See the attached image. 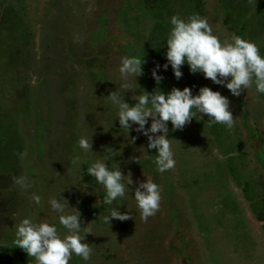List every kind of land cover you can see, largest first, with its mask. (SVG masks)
I'll list each match as a JSON object with an SVG mask.
<instances>
[{
  "label": "rangeland",
  "instance_id": "1",
  "mask_svg": "<svg viewBox=\"0 0 264 264\" xmlns=\"http://www.w3.org/2000/svg\"><path fill=\"white\" fill-rule=\"evenodd\" d=\"M147 1L153 8L144 0H10L15 25L0 23V252L12 240L13 224L24 216L55 223L63 232L47 203L63 196L81 213L82 235L88 223L85 240L92 250L87 261L73 255L68 264H264V221L252 206L259 199H251L255 195L247 190L253 183L246 185L249 177L260 184L264 170V93L250 87L232 96L218 85L234 110L237 133L221 126L216 137L206 124L198 128V115L182 130H172L168 122L175 165L164 173L143 156L132 160L141 145L146 147V137L130 130L137 139L129 144L105 98L119 85L124 55L145 61L136 78L137 94L188 86L186 64L178 80L170 66L158 70L159 85L151 75L156 64L165 63L162 46L173 14H199L221 36L237 35L236 28L245 24L243 37L264 47V0H199L201 7L194 0ZM203 78L197 74L199 85L212 86ZM130 97L131 92L124 94L134 103ZM252 127L260 138L246 136ZM80 136H92L94 152L81 153L75 145ZM105 147L120 148L113 162L122 174L131 173L129 187L144 175L158 184L153 215L141 219L128 192L112 206L129 218L104 219L103 188L82 179L88 162ZM77 153L83 161L79 169L69 163ZM20 176L30 187L14 183ZM260 188L264 191V183ZM32 193L41 197L39 205ZM94 206L102 210L92 215ZM9 264L34 262L28 255L24 261L12 256Z\"/></svg>",
  "mask_w": 264,
  "mask_h": 264
},
{
  "label": "clouds",
  "instance_id": "2",
  "mask_svg": "<svg viewBox=\"0 0 264 264\" xmlns=\"http://www.w3.org/2000/svg\"><path fill=\"white\" fill-rule=\"evenodd\" d=\"M168 24L170 27L162 46H166L165 63L156 64L151 70L157 85L163 78L158 74L160 68L167 70L170 66L178 80L182 76L181 67L186 64L190 73L202 74L213 84L226 88L232 96H240L250 87H254L257 93H264V55L260 54L255 42L236 34L221 36L213 31L206 18L195 13L186 17L173 14ZM144 63L140 56H121L119 85L109 91L105 98L114 108V119L118 121L119 130L127 133L129 144L137 139L135 135L129 136L130 130L146 137V147L141 145L138 148L140 155L133 156L132 160L138 161L143 156L145 160H150L156 172L164 173L175 165L168 122L172 130H182L199 114L207 117L209 126L223 124L231 129L234 115L228 96L207 85L200 86L195 93L189 86L182 89L173 86L166 93L157 87L151 92L140 89L137 94L136 78L143 74ZM128 92H131L130 99L134 103L124 98ZM91 137L80 136L75 141L81 153L94 152ZM152 149H155V154L150 153ZM120 153V148L105 147L103 155L88 162L86 173L103 188L102 204L107 206L106 221L129 218L128 212H122L120 206H112L113 201L118 197L124 198L128 192L136 203L141 219H145L159 207V186L150 176L144 175L143 180H137L134 187H129L134 184L131 173L122 174L120 164L113 162ZM82 162L80 153L73 155L69 161L76 169L80 168ZM14 183L21 188L30 187L23 176L15 177ZM31 199L40 204L41 197L36 193H32ZM47 203L56 213L64 231L58 230L55 223L24 216L13 224L9 246L23 250L34 264H68L73 255L87 261L92 251L85 240L88 223L83 226L85 234L82 235L83 221L79 209L70 207L63 196L60 200L49 197Z\"/></svg>",
  "mask_w": 264,
  "mask_h": 264
},
{
  "label": "trees",
  "instance_id": "3",
  "mask_svg": "<svg viewBox=\"0 0 264 264\" xmlns=\"http://www.w3.org/2000/svg\"><path fill=\"white\" fill-rule=\"evenodd\" d=\"M196 3V7H197V5H200V7H201V2H198L199 0H194ZM153 3L154 2H149V1H147V0H144V6H146L147 8H153ZM199 7V8H200ZM10 8V0H0V11H2L4 14L2 15V16H0V18H2L1 20H0V23H2V22H8V23H12L13 24V13H14V11L15 10H11V9H9ZM9 20V21H8ZM264 24V23H263ZM15 24H13L12 26H14ZM260 26V25H259ZM246 26H245V24L241 27V28H236V33H237V35H240V36H242L243 37V32H242V30L245 28ZM263 30H264V28H263ZM259 31H261V30H259ZM259 31L256 33V34H259ZM253 37H254V35H253ZM244 38V37H243ZM246 39V38H245ZM258 50H259V52H260V54L261 55H264V47H260V48H258ZM188 68V67H187ZM189 71V70H188ZM189 73V79H188V86L189 85H191L192 86V84H193V87H191V86H189V87H191L192 88V91H193V93H195V91L200 87V86H203V85H199L198 83L199 82H197V74H192V73H190V72H188ZM200 77H202L203 78V75L202 74H200ZM204 79V78H203ZM209 80V79H208ZM211 82V81H210ZM212 86H210V85H207V86H209V87H211L213 90H219V91H221V89L219 88V86L218 85H215V84H213L212 82L210 83ZM206 85V84H205ZM181 89L183 88V87H180ZM166 93V92H165ZM233 111V115H234V125H233V127H234V132H235V127H237L239 124H237V122H236V118H235V113H234V110H232ZM196 115H198V118H200V120L198 121V123H197V126H198V128L200 127V129L203 127V124H206V126L207 127H209V130H210V133H213L214 134V132H215V128H217V127H224V125L223 124H212L211 126H209V124L207 123V117L206 116H204V117H202V116H200L199 114H196ZM240 115H242V116H244V120H245V118H246V115H245V113L244 112H241V114ZM247 125H248V123L247 122H244L243 123V126L245 127V128H248L247 127ZM250 129V128H249ZM256 132V133H255ZM235 133H237V132H235ZM255 133V134H254ZM249 134H251L252 135V137H255L256 135H258V133H257V131L255 130V128L254 127H252V129H250V132L248 133V132H246V136L247 135H249ZM214 136H219L218 134H217V132H215V134H214ZM258 138H260V136L258 135ZM241 152V150H238V153H240ZM242 153V156L244 155V153L243 152H241ZM252 154L254 155V150L252 149ZM244 156H246V154L244 155ZM244 156H243V158H244ZM232 161H234L235 159L234 158H232L231 159ZM244 161V160H243ZM245 162V161H244ZM261 168V167H260ZM260 170H262V172H263V174H262V176H261V178L259 179V181H260V184H256V183H254V181H253V178L252 177H249L248 178V180H246V185H249V186H251V184H252V186H251V188L250 187H248V192H250L251 191V193H253L255 196L254 197H251V199H255V198H258L259 199V204H252V206L254 207V209L256 210V215L258 216V219H259V221H264V191L262 190V188H260V186H262V184L264 183V170H263V168H261ZM236 170H232V172H235ZM231 172V173H232ZM237 172V171H236ZM85 177H84V180L82 179V181L85 183V184H89V185H94V186H96V185H99V184H97L96 183V181H95V179L93 178V177H90L87 173H86V171H85ZM103 195H104V191H102L101 192V196L103 197ZM75 201H78L77 199L75 200ZM78 204L80 205L81 204V200L80 201H78ZM102 210V208L100 207V206H94V207H92L91 208V210H90V212L92 211V215H94V213H96V212H99V211H101ZM10 245V244H9ZM6 246V247H4L3 249H2V251L0 252V264H2V261H5L6 262V264H9V261H10V259L12 258V256H17L18 257V259H20V260H25V258L27 257V254L23 251V250H21L20 248H18V247H12V246ZM74 261H76V259L74 260Z\"/></svg>",
  "mask_w": 264,
  "mask_h": 264
}]
</instances>
